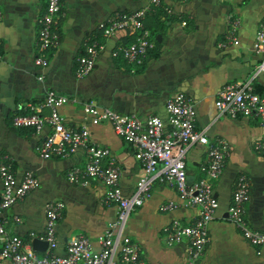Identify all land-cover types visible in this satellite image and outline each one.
<instances>
[{"label":"crops","instance_id":"1","mask_svg":"<svg viewBox=\"0 0 264 264\" xmlns=\"http://www.w3.org/2000/svg\"><path fill=\"white\" fill-rule=\"evenodd\" d=\"M60 1L57 45L50 50L48 64L40 68L32 60L37 20L45 1L0 0V160L11 163L17 181L27 172L37 180L35 188L4 210L7 231L31 249L35 237L30 238V233L39 236L43 231L44 204L58 200L62 209L55 226L54 252L64 254L67 242L77 235L87 237L96 251L100 247L98 237L115 217V206L104 203L105 189L99 181L77 185L65 178L69 166L83 164L82 149L65 158L42 159L37 147L48 128L36 132L11 124L14 115L30 113L46 89L68 98L58 108L65 127L84 123L89 139L108 149L119 170L118 187L123 195L132 192L142 167L131 145L107 122L90 123L82 104L92 100L118 114L164 118L165 99L182 92L194 102L195 129L204 128L210 142L220 138L227 143L222 172L211 185L217 207L208 222V238L197 264H264V243L251 245L226 217L236 178L243 174L249 195L244 205L245 221L249 228L264 231V155L254 148L264 133V121L261 124L253 117L219 115L213 104L222 85L248 78L258 60L252 46L264 15V0H163L170 14L165 12V17L156 20L154 8L146 12L144 24L152 31L153 45L134 72L113 55L116 46L132 39L130 31L119 30L102 38L96 27L112 12H131L146 7L150 0ZM232 18L239 20L238 42L222 47L219 42ZM94 36L100 38L102 49L92 69L78 77L77 57L83 52L82 43ZM253 88L258 94L264 93V73L254 78ZM45 112L41 108V113ZM204 163L203 145L187 149L188 185L201 176ZM169 202L177 206L160 209ZM196 215L197 208L183 205L172 185L155 182L149 197L128 216L123 234L135 243L144 264H187L186 241L166 244L162 228L173 220L189 224ZM14 216L17 220L12 219ZM33 251L37 255L44 252Z\"/></svg>","mask_w":264,"mask_h":264},{"label":"built area","instance_id":"2","mask_svg":"<svg viewBox=\"0 0 264 264\" xmlns=\"http://www.w3.org/2000/svg\"><path fill=\"white\" fill-rule=\"evenodd\" d=\"M44 10L39 16L36 32V47L33 64L44 68L48 64L50 50L57 45V24L60 16V0H44ZM185 3L187 0H176ZM161 7L168 14L170 11L163 0H150L146 7L131 12L114 11L97 24L100 37L106 38L119 30H129L132 39L116 46L113 55L119 56L127 64L129 72H134L143 63L153 41L144 26L146 12L154 7ZM1 17V13H0ZM185 22L182 21V24ZM239 20H228L220 46L237 44L236 31ZM102 43L97 37L87 38L82 43V54L77 57L76 75H86L93 67ZM253 52L258 56L248 78L241 82L222 85L215 93L216 113L234 118L237 116L253 117L261 124L264 121V93L254 91L253 80L264 73V15L257 26ZM41 78V76H39ZM68 98L51 89L44 91L39 104L27 114L12 117L14 127H29L39 131L47 127L48 132L37 147V155L42 159L52 157L65 158L77 149L84 152L82 165L73 164L65 172L69 183L84 185L89 180L99 181L104 186V203H113L115 217L107 224L98 237L99 249L94 251L89 239L83 235L71 238L64 254H56L55 226L60 217L62 203L49 200L44 204V226L39 236L30 233V238L46 241L43 254L37 255L27 248L25 242L6 229L4 210L21 200L37 186L36 178L29 172L16 180L11 163L0 160V264H144L138 249L129 237L123 234V228L130 213L140 206L149 195L155 182L172 185L182 204L197 208V215L189 224L178 220L171 221L162 228L166 244L186 241L187 264H195L202 255L207 241V225L214 214L217 202L212 195V181L217 179L223 169L227 156V143L223 139L210 142L205 129L194 127V102L186 94L176 92L164 101L165 117L148 115L139 117L134 113L118 114L109 108L98 106L92 100L82 104L81 110L90 123L107 122L112 131L134 150V157L140 163L143 173L129 195H123L118 187V167L110 157L106 147L92 142L84 123L74 128L64 126L63 117L58 108ZM41 108L46 112L41 113ZM192 145L205 147V163L202 174L191 184H187L185 172L186 151ZM255 150L264 155V133L255 142ZM248 183L245 175L236 178L226 208L227 220L239 231L241 236L253 246L264 243V231L248 227L244 218V205L248 201ZM173 202L160 207L161 210L175 207ZM17 220V217H12Z\"/></svg>","mask_w":264,"mask_h":264},{"label":"water","instance_id":"3","mask_svg":"<svg viewBox=\"0 0 264 264\" xmlns=\"http://www.w3.org/2000/svg\"><path fill=\"white\" fill-rule=\"evenodd\" d=\"M186 176V180H187ZM47 243L44 240H39L38 238H33L31 240V249L36 251H44L46 249ZM197 264V262H195Z\"/></svg>","mask_w":264,"mask_h":264},{"label":"trees","instance_id":"4","mask_svg":"<svg viewBox=\"0 0 264 264\" xmlns=\"http://www.w3.org/2000/svg\"><path fill=\"white\" fill-rule=\"evenodd\" d=\"M152 12H154L153 13V15H154V18L157 20V18L159 17V16H164L165 15V12L162 10V8L159 6V7H154V9H153V11ZM166 16V15H165ZM164 16V17H165ZM144 26H145V24H144ZM145 28L146 29H148V30H150V28L148 27V26H145ZM150 32V34H152V31L150 30L149 31ZM99 42H101V40H100V38H99V40H98Z\"/></svg>","mask_w":264,"mask_h":264}]
</instances>
